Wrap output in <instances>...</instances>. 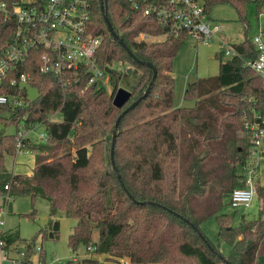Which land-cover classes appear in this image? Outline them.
<instances>
[{
  "label": "trees",
  "instance_id": "trees-1",
  "mask_svg": "<svg viewBox=\"0 0 264 264\" xmlns=\"http://www.w3.org/2000/svg\"><path fill=\"white\" fill-rule=\"evenodd\" d=\"M0 1L10 6L19 0ZM90 1V26L102 36L100 60L122 61L140 72L131 98L121 108L113 104L123 76L119 70L110 69L113 88L108 92L94 85L63 88L56 76L38 71V64L22 66L19 72L31 71L38 95L26 98L29 103L20 107L0 105V113H9L5 123L16 126L14 133H0V199L6 194L29 195L34 202L37 193L42 194L49 201L51 215L39 229L43 237H58L60 221L53 216L64 210L77 219L68 237L72 251L92 244L95 254L105 256L104 260L71 259L66 264H122V260L129 264H264L259 260L264 255V184L256 178V216L243 215L235 225L234 215L222 211L232 191L246 184L243 168L251 153L250 126L257 114L264 115V75L246 64L259 55L253 39L246 36L232 42L237 54L226 59L218 51V72L196 78L185 90L187 97L195 99L194 105L176 107L172 70L188 34L138 40L141 31L160 34L165 29L155 19L133 11L128 0ZM204 1L209 15L214 4L232 3L247 34L248 4L256 3L257 13L264 5V0ZM106 17L125 46L112 35ZM14 30V18H5L0 10V43L11 40ZM153 67L157 75L142 97L153 78ZM56 113L62 119L52 120ZM120 115L114 167L111 147ZM21 123L27 128L43 123L47 133L45 141L22 139L24 150H36L31 174L14 173L7 166V157L18 153ZM99 137L108 143V158L99 170H92L88 146ZM70 155L73 159L68 162L64 158ZM35 213L34 209L27 215L34 218ZM212 217L218 225V243L202 229ZM34 238L27 240L14 232L7 236V244L27 247L30 261ZM221 240L230 246L227 254L220 248Z\"/></svg>",
  "mask_w": 264,
  "mask_h": 264
},
{
  "label": "built area",
  "instance_id": "built-area-1",
  "mask_svg": "<svg viewBox=\"0 0 264 264\" xmlns=\"http://www.w3.org/2000/svg\"><path fill=\"white\" fill-rule=\"evenodd\" d=\"M133 11L155 19L165 29L160 34L141 31L136 38L145 42L156 41L157 37L170 34L187 33L197 41H208L215 34L223 32V25L214 22L207 13L204 0H128ZM0 10L5 18L12 17L15 30L12 39L0 43V105L12 108L29 103L28 86L31 84L30 70L19 72L22 66L38 64V71L56 76L62 87L70 85L96 86L105 88L111 81L110 69L123 73L122 61L103 63L98 50L102 42L100 33L90 26V0H19L12 5L0 1ZM264 30L254 36L253 42L259 50L256 59L246 61L256 73L264 75ZM220 51L228 57L237 54L232 42H221ZM128 64V63H127ZM15 89L11 92L9 89ZM24 93V94H23ZM251 123V153L243 168L246 178L245 186L235 188L229 196V203L234 209L248 208L256 195V163L260 155V145L264 137V115L257 114ZM33 127L20 124L17 135L18 153H22V139L30 136ZM40 141L47 140L46 131L42 132ZM9 189V185H5ZM5 205L0 204V253L7 257L10 264H29L26 262V247L17 244L8 246L6 225V204L10 195L2 197ZM94 245L87 246L93 251ZM42 246L37 245V250ZM41 263V262H40ZM122 264H129L122 260Z\"/></svg>",
  "mask_w": 264,
  "mask_h": 264
},
{
  "label": "rangeland",
  "instance_id": "rangeland-1",
  "mask_svg": "<svg viewBox=\"0 0 264 264\" xmlns=\"http://www.w3.org/2000/svg\"><path fill=\"white\" fill-rule=\"evenodd\" d=\"M247 18L250 23V30L248 34L245 32V23L239 20V14L237 8L228 2H220L214 4L210 9V17L214 22H220L223 25V32L215 34L208 41H197L194 37L188 36L181 45L178 53L175 57L174 67L172 75L175 78V95L174 105L178 106H193L195 99L187 97L185 90L190 84L191 77L201 78L210 75H214L219 70V59L216 53L220 51L221 42L226 44L231 42L242 41L246 36L254 38L260 32V29L264 30V5L260 13H257L256 3L251 2L247 7ZM166 37L160 35L157 40H163ZM264 41V35H263ZM228 58L227 55L224 59ZM123 76L119 81V87H124L130 91L133 90L137 83L140 72L137 68L130 64H124L122 66ZM108 92L112 91L113 84L108 82L106 84ZM29 96L34 99L38 95V89L35 86H28ZM8 112L0 113V133H14L16 126L13 123H5L4 117H8ZM3 117V118H2ZM52 120L62 119L61 113H56L51 116ZM91 126L88 124V127ZM45 131V125L43 123H37L30 136L36 137L38 142L42 132ZM31 136V137H32ZM74 139V136H71ZM65 144L63 147H67ZM75 148H73L74 150ZM90 167L92 170H99L102 162L108 158V143L105 139L99 137L95 141H92L89 146ZM35 154L36 150L31 151ZM74 152V151H73ZM20 153H17V155ZM74 154V153H73ZM16 155V156H17ZM73 155L66 156L64 159L71 162ZM8 165H11L10 159ZM0 204L5 205V201L0 199ZM35 209L36 218L27 215L30 211ZM223 212H228L234 215V224H239L243 215L252 218L257 215L258 212V198L254 196L253 202L248 208H240L235 210L229 203L227 198L222 208ZM51 218L50 205L48 199L40 193H37L34 202L29 195H14L10 196L9 201L6 204V226L12 230H18L20 236L27 240L35 239L33 251L30 254V261L26 257L25 260L29 264H66L68 260L77 256L79 259L82 257L93 256L100 260H104L105 256L95 254L93 251L87 250L85 246H81L78 252L72 251L68 245L69 234L73 231L77 219L70 218L66 215L64 210H58L53 218L60 221V230L58 237L46 236L43 237L40 234L39 229L45 227ZM207 237L214 243H218L217 232L218 225L214 217L207 220L202 224ZM95 238L98 237V231H95ZM220 242V248L227 254L230 250V246L223 242ZM20 248L25 247L22 244H17ZM37 245H41L42 249L37 250ZM27 249V247H26ZM43 252V258L42 254ZM78 259V260H79ZM41 262V263H40ZM0 264H10L7 257L0 253Z\"/></svg>",
  "mask_w": 264,
  "mask_h": 264
},
{
  "label": "crops",
  "instance_id": "crops-1",
  "mask_svg": "<svg viewBox=\"0 0 264 264\" xmlns=\"http://www.w3.org/2000/svg\"><path fill=\"white\" fill-rule=\"evenodd\" d=\"M35 138L36 137L32 136L31 140L33 142H37L36 141L37 139L35 140ZM31 151L32 150H30V149L24 150L22 153L18 154L15 157H7V166L10 169V171H12L14 173L31 174L32 169L35 166V154H33ZM9 159L11 161L10 166L8 165ZM256 171H257V179L262 184H264V137H263L261 145H260V155L257 159ZM34 218H36V215ZM5 228H6L8 234H12L14 232H19L18 230H12L11 228L7 227L6 225H5ZM98 255L102 256L103 254H98ZM73 259L78 260L79 258L77 256H74ZM98 259H99V257H98ZM259 260L262 263H264V255H260Z\"/></svg>",
  "mask_w": 264,
  "mask_h": 264
},
{
  "label": "water",
  "instance_id": "water-1",
  "mask_svg": "<svg viewBox=\"0 0 264 264\" xmlns=\"http://www.w3.org/2000/svg\"><path fill=\"white\" fill-rule=\"evenodd\" d=\"M106 22H107L108 28H109V30L111 31L112 35H113L115 38H118L116 32L113 30V27H112V25H111V23H110L108 17H106ZM118 39H119L120 43H122V45H124V46L126 45L125 42H123V40H122L121 38H118ZM127 49H128V51H129V53L134 57V59H136L137 61H140V60L134 55V53L131 52V50H130L128 47H127ZM145 63H146L147 65H149V66H152V64H151L149 61H146ZM153 71H154L153 78H152V80H151V82H150V84H149V87L146 89V91H145V93H144V95H143L142 97H144V96L147 95V93L149 92L150 86L152 85V83H153V81H154V79H155V77H156V75H157V70H156L155 67H153ZM190 82H191V83L196 82V78L192 76ZM131 95H132V91H130V90L124 88V87H119V88L117 89V91H116L114 97H113V104H114L115 106L121 108V107H123V106H124L129 100H130ZM137 102H138V100L132 102V103L129 105V107H127V108L123 111L122 114H125L130 108H133V107L137 104ZM121 116H122V115H120V116L118 117V119H117V121H116V124H115V127H114V131H113V139H112V147H111V161H112V164H113L114 167H115V161H114V156H113V153H114V141H115V138H116V135H117L118 123H119V120H120ZM118 177H120L119 174H118ZM144 202H146V201H144ZM186 221L189 222L188 219H186ZM192 226H193L194 228H196L195 225L192 224ZM199 233H200L201 236L204 237V235H203V233H202L201 231H200Z\"/></svg>",
  "mask_w": 264,
  "mask_h": 264
}]
</instances>
